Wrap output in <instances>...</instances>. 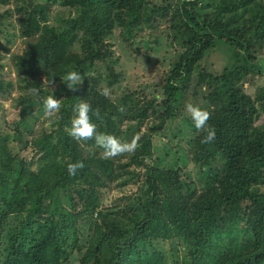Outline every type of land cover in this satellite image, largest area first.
I'll return each mask as SVG.
<instances>
[{
	"label": "trees",
	"instance_id": "1",
	"mask_svg": "<svg viewBox=\"0 0 264 264\" xmlns=\"http://www.w3.org/2000/svg\"><path fill=\"white\" fill-rule=\"evenodd\" d=\"M60 1L76 13L60 27L43 21L47 16L43 5L29 16L26 35H40L25 54L16 57L17 68L29 77L25 83L28 90L40 89V76L56 82L69 71L82 72L92 62L106 57L105 40L113 33L116 22L132 37L145 10V0H103L106 9L101 13L96 11L98 0ZM178 14L175 40L184 51L173 65L157 125L144 135L143 146L133 158V164L145 170L140 194L127 199L121 208H98V187L109 182L113 165L93 153L94 140L78 143L68 135L66 126H70L73 107L81 100L100 110L102 118L93 120L101 132L114 134L122 118L116 104L97 94V89L86 82L62 101L58 131L36 142L44 154L37 171L21 155V147L14 150L10 141L0 140V264H72L74 250L84 251L79 264H144L132 252L146 241L152 243L171 236L179 237L185 246V259L178 264H200L213 257L208 251L213 237L225 230L220 217L226 207L231 211L251 207L243 219L247 223L246 254L236 255L226 264H258L264 259V129L252 132L244 95L232 93L223 110L210 112L207 124L215 128L216 137L209 144L202 143L206 134L203 132L197 142V162L207 172L204 194L195 191L182 172L155 168L145 161L153 156L154 135L179 116L176 104L183 97L196 64L209 51L226 45L232 51L234 69L264 76V69L253 54L255 47L264 45V7L248 17L243 29L234 32L212 30L196 11L194 0L182 1ZM79 38L82 53L72 51ZM238 46L241 52L236 53ZM203 81L202 75L198 84ZM214 92L215 95L217 91ZM21 100L20 114L25 118L32 114V101ZM77 160L83 161L84 167L69 175L67 165ZM77 185L88 186L78 192L85 202L82 211L76 209V198L68 192ZM64 197L71 204L65 206ZM10 216H15L18 224L8 232L7 244L3 246L4 224ZM87 218L95 219V224L84 248L80 245L78 224ZM146 264L165 261L161 253L153 252Z\"/></svg>",
	"mask_w": 264,
	"mask_h": 264
},
{
	"label": "rangeland",
	"instance_id": "2",
	"mask_svg": "<svg viewBox=\"0 0 264 264\" xmlns=\"http://www.w3.org/2000/svg\"><path fill=\"white\" fill-rule=\"evenodd\" d=\"M182 1L186 0H145L141 23L133 30V36L129 37L116 22L113 33L105 40L106 57L92 62L84 71L78 72L82 77L79 87L88 82L97 89V94H102L107 88L110 93L108 98L121 112L122 123L119 124V130L112 135L119 137L122 142L138 138L134 151L110 158L104 157L103 150L95 143L92 146L93 153L108 160L114 171L111 179L107 180L109 182L106 181L104 187H98L97 204L100 210L125 206L127 199L138 196L143 187L146 179L144 167L134 165L133 158L143 146L144 135L157 125L162 102L167 96L166 85L171 80L173 65L184 51L182 45L175 40L176 26L180 23L178 11ZM194 1L196 11L214 31H239L251 14L264 7V0ZM104 4L103 0H98L96 11L103 12L106 9ZM38 5L46 8L47 16L43 21L55 28L62 26L65 19L76 14L74 9L62 5L60 0H0V140L4 138L10 141L14 150L21 147V155L36 171L44 160V154L36 146V142L46 134L58 131L57 121L60 119L62 101L74 92L63 82V78L48 82L44 76L39 77L43 80L40 89L25 88L26 79L29 80V77L17 68L16 57L25 54L29 45L40 35H26L29 16ZM80 44L79 38L72 51L82 53ZM235 50L236 53L241 52L240 46ZM253 54L264 69V45L255 47ZM231 56L230 48L222 44L209 51L204 60L196 64L183 97L176 104L180 111L179 116L170 120L161 132L154 135L153 156L145 159L155 168L182 172L184 178L200 194L207 190V172L198 165L197 160L200 159L196 158V145L204 131L194 127L185 105L191 103L209 112H220L229 104L231 94L239 93L246 98L252 132L264 129V76L234 69ZM202 75L204 81L198 84ZM208 76L213 77L209 79ZM215 78L219 79L214 82ZM213 91L218 93L214 95ZM49 96L59 100L61 107L58 113L46 116L44 103ZM21 99L32 101V114L25 118L20 114ZM68 127L70 126H66ZM261 186L264 189V180ZM81 189L87 190L88 186L77 185L68 191L76 198L74 204L79 211L83 210L85 203L78 197ZM69 204V199L64 197V205ZM227 208H222L220 217L225 230L213 237L212 248L208 251L213 257L204 259L200 264H226L236 255L246 254L247 223L243 219L251 207L236 211ZM238 214L241 215L236 217ZM17 224L15 216H10L5 221L3 246L7 244L8 232ZM94 224L95 219L89 218L78 224L80 245L84 248L88 246ZM139 250H134L131 255L141 259L144 264L153 252L161 253L165 264L182 263L186 253L185 246L177 236H171L167 240L160 238L152 243L146 241L139 245ZM73 254L72 264H79L84 251L74 250ZM258 264H264V259Z\"/></svg>",
	"mask_w": 264,
	"mask_h": 264
},
{
	"label": "clouds",
	"instance_id": "3",
	"mask_svg": "<svg viewBox=\"0 0 264 264\" xmlns=\"http://www.w3.org/2000/svg\"><path fill=\"white\" fill-rule=\"evenodd\" d=\"M63 82L69 89L74 90L82 83V77L76 71H69L63 77ZM102 94L105 97L110 95L107 88L103 90ZM60 107L59 100L54 98V96L47 97L44 103L45 115L51 116L53 113H58ZM185 110L189 113L194 127L206 133L201 142L209 144L214 141L216 137L215 128L207 124L210 112L191 103L185 105ZM73 113L74 115L71 119L70 127L67 128V133L76 142L79 143L89 139L94 140L95 145L103 150L102 155L106 158L115 157L125 152H132L136 149L137 137H134L130 142H122L115 135L99 131L93 118H102L100 110L98 108L93 109L85 100H81L73 107ZM83 167V161L77 160L67 165V171L69 175H75L77 170Z\"/></svg>",
	"mask_w": 264,
	"mask_h": 264
}]
</instances>
